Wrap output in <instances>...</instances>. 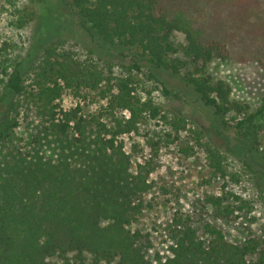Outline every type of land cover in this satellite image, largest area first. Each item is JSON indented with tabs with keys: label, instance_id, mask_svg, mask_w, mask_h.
<instances>
[{
	"label": "trees",
	"instance_id": "16d2710c",
	"mask_svg": "<svg viewBox=\"0 0 264 264\" xmlns=\"http://www.w3.org/2000/svg\"><path fill=\"white\" fill-rule=\"evenodd\" d=\"M201 2L213 13L201 9L200 0H55L80 21L93 48L81 55L79 42L43 33L53 38L28 70L12 44L0 42V264H151L150 235L130 227L143 213L139 198L151 188L160 151L171 146L184 158L204 152L211 180L223 181L221 194L205 200L219 217L234 214L228 201L247 205L228 190L241 182L240 174L228 171V156L152 96L159 88L172 95L155 71L181 76L234 149L246 159L264 149V94L255 109L236 101L214 71L233 58L227 27L243 32L262 4ZM53 6L40 10L55 28L62 20L48 17ZM178 34L183 42H176ZM116 55L131 60L121 73ZM22 123L30 136L17 144ZM152 123L165 129L152 135ZM135 137L142 141L130 144L129 152L127 140ZM142 144L149 154L133 172L131 153ZM175 225L172 256L164 264H264V251L251 236L230 244L211 224L204 236L190 218Z\"/></svg>",
	"mask_w": 264,
	"mask_h": 264
},
{
	"label": "rangeland",
	"instance_id": "374dc122",
	"mask_svg": "<svg viewBox=\"0 0 264 264\" xmlns=\"http://www.w3.org/2000/svg\"><path fill=\"white\" fill-rule=\"evenodd\" d=\"M258 1L262 5L257 7L259 11L249 19V23L244 24L243 32L227 27L225 38L231 46L233 58L229 63L214 68L217 76L231 86L233 99L247 103L254 109L260 105L264 94V0ZM54 3L55 0H0V42L7 41L12 44L14 56L19 60H26L27 70L31 69L36 53L53 37H64L79 42L80 46L75 50L81 55L84 50L93 48L90 38L81 28L80 21L76 17L68 16L67 11H62L65 9ZM40 6H53L48 17L60 18L61 25L53 28L51 22L45 21L46 16ZM199 6L201 9H207L208 13H213L201 0ZM219 10L223 18L228 15L224 7H219ZM51 31L53 37L43 35ZM175 39L176 42H183L184 36L178 34ZM241 54L245 56L246 61H239ZM114 58H117L114 62L117 63L118 73H121V67L131 64L128 57L116 55ZM143 70L145 72V69ZM155 74L172 92L171 96L165 97L160 88L153 90L155 102L165 110L189 119L190 127L203 130L206 139L228 156V171L231 174H240L241 179L238 185L229 184L228 190L240 196L247 205L228 201L226 205L234 209V214L228 218L219 217L216 210L205 200L209 195L221 194L223 181L211 180L204 152L199 150L194 157L184 158L174 146L162 149L157 158L158 167L149 180L151 188L139 198L144 204L143 213L130 227L131 230H140L150 235L151 244L145 242L149 248L146 252L147 258L151 264H164L172 256V231L176 228L175 220L180 218H190L201 236L205 235L206 224L217 227L230 244H243L251 236L259 242L261 250L264 251V149L246 159L243 152L234 149L236 144L233 141L228 142L225 131L218 128L215 120L200 104L197 95L182 82L181 76L164 71H155ZM139 78L143 86L153 89L152 83L148 82L145 76L140 74ZM90 108L95 110L96 104ZM163 128L165 129L163 125L156 123L149 126L152 135L160 134ZM147 129L142 130V133ZM29 134L22 123L17 132L16 143L25 144L29 140ZM261 139L263 140V136ZM140 141V138H129L128 151L131 150L130 144ZM262 142L264 143V140ZM143 146L144 144L137 154L131 153L133 172L139 161L149 154V150ZM243 160H247L251 169L244 168ZM239 208L242 210L239 211Z\"/></svg>",
	"mask_w": 264,
	"mask_h": 264
}]
</instances>
